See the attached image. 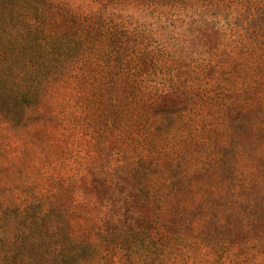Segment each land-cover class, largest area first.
<instances>
[{
    "label": "trees",
    "instance_id": "1",
    "mask_svg": "<svg viewBox=\"0 0 264 264\" xmlns=\"http://www.w3.org/2000/svg\"><path fill=\"white\" fill-rule=\"evenodd\" d=\"M23 1L30 4L33 11L27 13L16 7L12 9V0H0V8L4 12L0 23L2 25L4 20L6 23V30L0 31V58L6 68L4 78L14 76L12 83H5L4 89L15 91L24 99L33 94V102H36L45 87L53 89L72 84L80 105H89L86 116L92 114V118H87L92 126L108 121L106 108L112 107L114 136L120 141V147L125 148L118 154L123 156L126 151L129 155L127 162L120 161L115 165L109 181L105 170L96 166L98 162L90 164L88 183L85 181L88 190L100 195L109 186L119 185L122 191L118 195L123 197L127 206L120 207L118 217L122 222L119 224L111 225L109 220L110 225L104 227L100 221L95 220L91 224L84 219L82 233L92 227L91 233L101 238V243L107 234L116 233L121 241L115 246L125 251L136 249L142 255L143 264H170L181 253L180 241H185V238L177 239L172 229L182 227L187 215L191 214L187 206L174 203L176 192L166 187L176 179L171 169L173 159L182 156L183 148L189 145L188 141H195V124L189 123V128L184 126L182 129L180 124L183 118L195 119V110L187 106H195V58L170 51L161 46L160 41L157 42L156 51L150 50L149 42L154 38L145 30L144 24L137 20H134V24H127L124 19L115 18L113 10L126 3L132 10L141 14L152 13L156 20L176 28L175 22L180 17L193 18L195 14L209 12L212 8H231L234 11L254 3L253 10L257 14L244 17L239 25L232 23L219 29V36L212 35L219 40L216 47L211 38L205 40L209 36H202L204 46L211 48L214 57L219 45L222 46L220 52L223 56L232 61L243 55L256 57L240 58L245 64L246 75H242L240 86L232 81L234 87L229 81L234 78L236 68L230 66L229 60L219 62L216 58L197 64L199 75L203 77L204 73H208L214 78L208 82V87L219 85L214 89L217 95L210 96V92L201 95L206 100L219 97L212 104L217 106L215 111L213 108L210 110L212 120H206L207 125L200 128L209 135L215 133L212 127L226 126L234 120L232 114L235 110L257 115L263 110L260 105L264 103V86L257 89L252 75L255 73L264 79V0H101L103 9L81 16L69 15L62 31L43 27L47 25L44 23L47 0ZM241 14L235 13V20L241 19ZM253 23L257 27L255 35L247 27V24ZM159 56L163 58L159 59ZM191 74L192 80L188 78ZM149 77L156 79L149 80ZM162 78L163 83L160 82ZM147 80L154 83L148 96L143 88ZM204 84L206 82L202 84V91L207 88ZM170 101L178 106L184 103L186 108H182L181 112L172 110L165 115L167 112L162 106ZM217 121H220L219 124ZM260 125L263 131L264 121ZM171 126L181 133L172 134L178 136L175 138L178 144L175 150H172L173 146L169 150L164 148ZM96 135L92 130L90 136L94 141ZM147 169L153 173L158 171V177L163 182L160 190L152 187L154 191L149 192L146 182L150 175ZM123 172L129 176L123 178ZM121 183L126 184L121 186ZM262 196L260 204L255 200H244L243 203L231 201L220 212L206 206L199 210L204 212L195 220V234L192 237L195 244L205 245L208 249L210 258L206 264H222L224 260L227 264H264V190ZM147 208L149 212L143 219V210L147 211ZM49 214L56 215L57 212L47 210L41 217ZM218 215H222V218L218 219ZM52 228L55 232L59 229L57 226ZM211 229L229 232L230 237L217 239L213 235L208 236ZM75 238L68 231L64 245L57 251L66 264H77L92 258L99 246L97 242Z\"/></svg>",
    "mask_w": 264,
    "mask_h": 264
},
{
    "label": "rangeland",
    "instance_id": "2",
    "mask_svg": "<svg viewBox=\"0 0 264 264\" xmlns=\"http://www.w3.org/2000/svg\"><path fill=\"white\" fill-rule=\"evenodd\" d=\"M47 1L44 14L47 21L44 23L47 25L43 27L57 31L65 29V21L69 15L81 16L104 8L101 0ZM252 4L234 11L231 8H212L209 12L201 10L202 13L195 14L193 18L180 17L175 22L176 28L156 20L152 13L141 14L132 10L126 3H122L118 8L114 7L117 9L113 10L115 18L124 19L127 24H134V20L144 24L145 30L154 38L149 42L150 50L156 51L157 42L160 41V45L170 51L175 50L179 55L181 52V55L195 58V106L187 105L195 110V119L186 117L180 123L181 129L184 126L189 128V123L195 124V141H188L189 145L183 148L182 156L173 159L171 169L176 179L166 187L167 190L176 192L174 203L187 206V211L191 213L187 215L182 227L172 229L176 232L177 239L185 238V241H180L181 253L170 261L172 264L209 262L210 255L206 246L195 244L192 237L195 234V220L204 212H199L203 206L220 212L231 204V201L243 203L244 200H255L260 204L263 200L264 129L262 131L260 124L264 121V103L260 105L263 109L260 115L235 110L232 114L235 119H231L226 126L212 127L215 129L214 134L208 132L207 135L206 130H200L203 125H207L206 120H212V115L209 117L210 110L213 108L215 111L217 106L212 104L219 98L206 100L201 95L206 92H210V96L217 95L214 89L219 85L208 87L210 80L213 81L214 78L208 73H204L203 77L199 75L197 64L200 65L208 59L214 61L217 58L219 62L229 60L230 66L236 68L234 78L229 81L234 87L232 81L240 86L242 75H246L244 62L240 61V58L256 59L243 55L232 61L220 52L221 45L216 49L217 57H214L211 48L208 50L209 48L204 46V41L211 38L213 46L216 47L219 40L213 36H219V29L232 23L239 25L240 21L248 18L250 14H257ZM11 5L12 9L16 7L27 13L33 11L30 4L23 0H12ZM2 10L0 8V20L3 19ZM11 12L14 13V10ZM237 12H242L239 20H235L234 14ZM256 24H247L254 35L257 31ZM5 25V20L2 25L0 23V31L6 30ZM203 35L209 38L204 40ZM162 58L159 56V59ZM5 70V63L0 58V264H66L57 251L64 245V237L68 231L76 237L75 239L99 244L92 258L77 264H143L142 255L136 249L125 251L115 246L121 241L118 234H107L101 243V238L91 233L92 227L82 233L84 219L91 224L95 220L100 221L104 227L110 225L107 222L109 220L111 225L119 224L122 222L118 217L121 213L120 207L127 206L123 197L118 195V192L122 191L119 185L109 186L108 190L100 195H95L96 192L92 193L85 185L88 183L87 171L91 163L98 162L96 166L105 170L109 181L115 165L120 161L129 160L126 151L123 156L118 154L125 148L120 147V141L114 136V118L110 112L112 107L106 108L108 121L92 126L91 121L87 119L92 118V114L89 112L91 115L86 116L89 105H80L72 84L63 87L60 85L53 89L45 87L39 100L33 102V94L24 99L15 91L4 89L5 83H12L14 77L12 75L4 78ZM259 72L261 74V71ZM252 76L257 89L264 86L261 75L253 73ZM150 77L149 80L156 79ZM189 77L192 80L193 75H188ZM149 80L143 84L146 96L151 90L150 86L154 84ZM160 82H164L163 78ZM204 82L207 88L202 91ZM230 96L232 97V94ZM175 104L170 101L162 106L167 112L165 115L173 112L172 110L178 109L177 111L181 112L182 108H186L184 103L180 106ZM180 112L176 114L179 115ZM219 122L217 121L218 124ZM170 129L164 148L169 150L173 146L172 150H175L178 147L175 138L178 136L174 137L172 134L181 133L176 131L175 126ZM92 130L95 135L98 134L95 141L90 136ZM146 172L150 175L146 182L149 192L160 190L163 182L159 179L160 176L158 177V171L153 173L147 169ZM122 174L120 175L123 178L129 176L126 172ZM121 184L125 186L126 183ZM51 209L57 214L41 217ZM148 212V208L147 211L143 210V219ZM220 218L222 215H218V219ZM52 226H57L60 231L58 229L55 232ZM210 235L217 239L230 237L229 232L212 229L208 232V236ZM222 249L220 247L221 251ZM221 263L227 264V261Z\"/></svg>",
    "mask_w": 264,
    "mask_h": 264
}]
</instances>
